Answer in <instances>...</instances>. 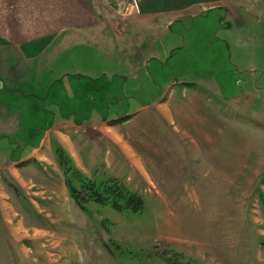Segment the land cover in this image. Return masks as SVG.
I'll use <instances>...</instances> for the list:
<instances>
[{"label": "rangeland", "instance_id": "1", "mask_svg": "<svg viewBox=\"0 0 264 264\" xmlns=\"http://www.w3.org/2000/svg\"><path fill=\"white\" fill-rule=\"evenodd\" d=\"M85 1L103 23L98 29L71 28L76 17L85 19L79 6L1 8L19 15L0 24L4 37L14 32L0 39V79L44 101L34 113L33 104L14 99L0 105V167L32 148L28 131L43 135L59 120L92 115L127 121L122 132L143 177L102 143L86 137L79 145L89 160L95 156L91 181L119 182L143 208L78 207L59 164L65 153L52 138L51 159L61 172L34 165L22 173L44 184L43 204L0 173L12 192L0 211L26 232L14 236L0 218V258L13 251L15 264H264V0H241V13L253 10L243 25L233 18L220 24L213 15L168 31L123 26L126 8L118 0ZM3 106L29 115L11 119ZM42 226L52 235L39 240L45 250L34 238Z\"/></svg>", "mask_w": 264, "mask_h": 264}, {"label": "crops", "instance_id": "2", "mask_svg": "<svg viewBox=\"0 0 264 264\" xmlns=\"http://www.w3.org/2000/svg\"><path fill=\"white\" fill-rule=\"evenodd\" d=\"M36 2L38 3L37 6L48 9H59L66 6H79V10L81 11L84 9L83 11L86 13H84L85 19L83 17H76L78 19L74 21V25L71 27L74 29L84 27L98 29L100 25L103 24L100 20V17L97 16L95 12L94 16H90L88 14L84 3L86 2L85 0H0V24L16 22L14 17H18L19 15V10L5 11L4 9L36 8ZM118 2L119 4L124 5V8H126L125 15L123 16V26L127 23L157 24L159 25L158 27L164 31H168L175 24H183L182 21H190L193 25L200 23L201 21L208 22L213 15H215V20L217 22L219 21L220 24H224L225 22L223 21L227 18H233L237 24L243 25L246 24L247 19L251 17V13L253 11L251 9H246L243 11V13H241L239 10L242 4L241 0H119ZM254 2H257V0H254ZM1 8L4 9L1 10ZM242 8L244 9V6H242ZM8 34L10 36L4 37L1 32L0 39L12 38L14 32L9 31ZM29 51V49H21L23 54ZM34 53L35 50L31 52V55L34 56ZM2 83L3 81L0 79V84ZM3 84L4 88L0 87V105L4 103L5 106L10 105L11 107V102H14V99L16 103L21 105L27 104L30 106L33 104L34 106L32 113H34L36 109H38L36 106H38V104H42L44 101V99H35L32 95H22L20 92H17V89L15 88H13L15 90H9L5 83ZM4 110L11 119H20L26 114L29 115V113L27 111L25 112L23 108L17 110L15 109V111L10 109L8 110L6 108H4ZM40 112L41 111L39 110L38 113ZM72 114L74 113H71L70 116H73ZM92 116L85 119V121L90 120L87 123L85 121V123L80 120L78 121L77 117L74 121H69L64 118L63 120H59L56 124L50 126L49 130L44 131L43 135L35 132L38 136L42 135L39 138L40 141L37 143L38 145L34 144L33 141L35 133L28 131L27 141L28 143H32V148L26 153L25 156H23L22 152L20 153L21 161L17 162L12 160L11 162L7 163L4 168L0 167V173L4 171L7 177H10V179L16 186H18V188L25 191L26 195L33 204H43L44 200L48 197L44 184L42 182L23 177L22 173L26 172L27 169L29 170V168L33 167L34 165L38 167H51L61 172L59 164L56 162L58 168L55 165L53 166V159H51V149L53 148L54 142H57V147L59 150H63L64 153L69 158H71L73 166L87 179H89V170L94 168L95 156L92 155L93 159L89 160L87 156L85 157L83 154L84 147L79 145L81 140H85L87 137L92 142L97 144L102 143V149L106 150L110 156H113L116 160H119L121 157V159L124 161V166H129L130 168L133 167L134 172L143 177L144 173L142 170L144 168L140 162H137L134 159V151L128 144V136L122 132L121 125L127 121L123 123H119L118 121L111 122L112 120L105 121L97 117L92 119ZM132 118H129L128 121H130ZM94 121H96V123ZM96 130H98V132L94 133ZM52 138H55L53 139L54 142L51 141ZM105 138H107V141H105ZM77 139L79 142H77ZM1 150L4 151V149H0V151ZM54 157L56 156L54 155ZM131 159L135 160L136 163H132ZM8 179L9 178H5V176L0 175V200L2 202L5 201V204L7 199L12 198V192L9 191L8 187L6 186H10L11 183L6 182V185L4 184V181ZM15 197L17 196L15 195ZM6 207L8 209L9 206ZM41 211L43 212L44 210ZM0 213L3 227H9L14 236H16V233L20 234V236L26 235V232L23 233L19 227L16 229L14 220L12 221V219L9 218L11 212H6L2 208ZM13 215L16 216L17 213L14 212ZM43 215L48 216L49 213L46 212ZM46 236L52 239L51 230L45 228L44 226L34 230V238L38 241V246L42 250H45L44 247L47 245H43V243L39 244V240L41 238H45ZM52 246L56 247L57 245H50V247ZM3 254V251H1V256H3ZM12 254H14L13 251H7L4 255H8L10 258L1 257L0 264H15L18 257L16 258ZM21 259L25 258L22 257Z\"/></svg>", "mask_w": 264, "mask_h": 264}, {"label": "trees", "instance_id": "3", "mask_svg": "<svg viewBox=\"0 0 264 264\" xmlns=\"http://www.w3.org/2000/svg\"><path fill=\"white\" fill-rule=\"evenodd\" d=\"M64 155L62 153L58 157L59 164L68 177V191L78 207L85 209V204L95 202L100 205L111 204L119 211L139 212L143 208L142 198L138 194L130 192L117 181L98 184L87 179L71 164L70 158Z\"/></svg>", "mask_w": 264, "mask_h": 264}, {"label": "built area", "instance_id": "4", "mask_svg": "<svg viewBox=\"0 0 264 264\" xmlns=\"http://www.w3.org/2000/svg\"><path fill=\"white\" fill-rule=\"evenodd\" d=\"M96 0H94V2H95ZM119 1V0H118Z\"/></svg>", "mask_w": 264, "mask_h": 264}]
</instances>
